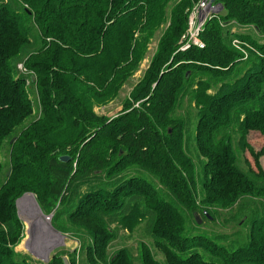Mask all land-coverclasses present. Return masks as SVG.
<instances>
[{
	"label": "trees",
	"instance_id": "16d2710c",
	"mask_svg": "<svg viewBox=\"0 0 264 264\" xmlns=\"http://www.w3.org/2000/svg\"><path fill=\"white\" fill-rule=\"evenodd\" d=\"M192 1L0 0V264H32L13 248L22 238L15 201L26 191L53 228L73 230L79 253H65L73 263L84 255L92 264H264L258 209L248 215L247 235L225 244L193 217L264 209V145L249 142L254 133L264 137V43L243 34L258 54L239 60L233 74L232 64L219 72L242 54L223 36L227 28L211 23L236 18L264 36V0H213L221 12L206 20L204 46L177 53L181 66L212 58L202 68L212 74L199 66L161 73ZM164 22L156 55L166 57L156 56L160 64L116 117L97 116L93 108L113 99ZM22 71L34 79L26 82ZM181 94L195 109L192 134L193 112H177ZM141 223L163 263L143 241L136 254L128 247L106 253L118 229L131 232ZM58 261L53 256L47 264Z\"/></svg>",
	"mask_w": 264,
	"mask_h": 264
},
{
	"label": "rangeland",
	"instance_id": "374dc122",
	"mask_svg": "<svg viewBox=\"0 0 264 264\" xmlns=\"http://www.w3.org/2000/svg\"><path fill=\"white\" fill-rule=\"evenodd\" d=\"M200 2V0H194V2L192 1L191 3V13L193 11L196 10L197 8V4ZM215 8L212 9V11H210L209 15L202 20V22L198 23L199 29H201V31L203 30L204 24L206 22V20H208L211 16H214L215 14L221 12V6L217 4V8L216 5H213ZM190 15V13L188 14V16ZM189 18V17H188ZM188 18H187V22H188ZM224 20H218L215 19V21H212L211 23L213 24V22H218L219 26L221 27H225L227 28L225 31H223V36L230 40V44L231 46L237 50L238 53L242 54V58H236L233 61L228 60L225 61L223 64L219 65L220 68L223 69H219V72H225L226 69H224V67L222 66H230V64L233 65V70L230 71L231 74H233L237 68V66L239 65V62L244 61V60H248L251 57V54H258L257 51L255 50L254 46H252L250 43H248L247 41L241 40V36L243 34H249L251 35L253 38H255L256 40H258V43H264V36H262L261 34H259L257 31L253 30L251 28V25L247 26V25H243L241 24L240 20L236 19V18H223ZM167 26V22H164L160 25V27L158 29H155L151 35V37L146 40V45L144 47V49L141 50L140 54L141 58L140 60L136 63L134 69L129 73V75L126 78V81L122 84L121 88H119L116 93H114V97L113 99H111L109 102L103 104V105H98L95 106L93 108L94 113L99 116V117H104V118H108V119H112L114 117H116L122 110L123 105L125 104L126 101L129 100V96L130 93L132 91V89L141 81L144 80V78L147 76V74H149L152 70L155 69L156 64L159 65L160 63H158L156 61V63H153L155 60L157 59H164L166 57V55L164 56H157L156 54H159V39L162 35L163 30L166 28ZM188 26H186V29L184 30V32L180 35L179 40H178V47L177 49H175L173 51V53H171V56L169 55V57H171L169 59L168 62L160 65L159 67V71H161V73L163 71H167L168 69H173V68H180L179 66H181V64L179 65L178 60H177V53H179L180 47L182 45V40H181V36L187 31ZM210 27H208L209 29ZM201 31L199 30V35H198V40L203 44L204 46V42L200 37ZM257 44V43H256ZM192 46H196V45H192ZM202 46V47H203ZM197 48H202V47H198ZM187 50V49H186ZM185 51V50H184ZM162 54H166L162 53ZM191 55H195L190 53ZM199 55H201L200 53H198ZM176 55V56H175ZM157 56V59H155ZM174 56V57H173ZM193 59V58H192ZM254 59V58H253ZM199 64L200 65H192V64H183V66H181L180 71L182 72L184 69L189 68L190 66H196L201 69L198 68V70H200V72H205L207 74H212L213 72H206L204 71V69L202 68H208V66H211L212 64V58H208L207 60L205 59H198ZM241 60V61H239ZM185 60H181V62H183ZM197 62V61H195ZM231 62V63H230ZM192 68V69H197V68ZM17 68L19 70L21 69V66L18 65ZM24 70V69H23ZM202 70V71H201ZM223 70V71H221ZM24 72V71H22ZM188 72V71H187ZM25 77H26V82H28L29 76H33L30 72H24ZM160 73V74H161ZM230 73L226 75H222L224 78L230 76ZM31 74V75H29ZM34 79V76H33ZM32 81V80H31ZM31 97L35 98V94L34 91L32 90L30 93ZM244 99V97H243ZM190 98L187 95H179V99L177 102V107L178 110L177 112H180V114H182L183 116H185V112L187 110H191L193 113H191L188 118L191 121V125L189 126L190 128V133L192 134L193 129H194V124H195V109L193 107L190 106V108H188V105L190 104ZM194 109V110H193ZM34 112V111H33ZM249 142L250 144L258 149L260 148L262 145H264V137H260V135H258V133H254L249 137ZM6 148V147H5ZM6 149L2 150V157L5 158L6 157ZM247 158L250 159V161L252 162V158L249 156V154L246 156ZM6 161V160H4ZM239 162V166L241 167V169H244L242 167H244L243 163L241 160L238 161ZM259 162L260 165L262 167V169H264V155H262L259 158ZM253 163V162H252ZM6 166L3 167L2 172H7L6 171ZM10 171L8 170V173ZM7 173V174H8ZM30 195L33 199V201H35V197L31 192H24L22 195H20L16 201H15V206L17 207V214L19 216V218L22 221V238L19 240V242L13 246L14 250L17 251L20 254L23 255H27L30 257V262L32 264H47L51 258L53 256H56L57 258H59V261L57 262V264H62V262L60 261L61 257H65L67 264H92L88 261H86V257H84L81 260V255L80 256H76L75 257V263H73L71 261V259H68L66 256V252H73L75 250V254L77 255L79 253V241L78 238L76 236L73 235V233H71V231L68 232H60L58 230H56L55 228L52 227L51 222H50V218H49V226L52 228V230L58 231L59 234L62 237V240H58V241H53L50 239H46L42 236H40V232L39 231H35L33 227H31V222L27 216V213L25 212V210L23 209V207L20 205L19 200L21 197H23V195ZM251 204V201H247ZM37 204V203H36ZM38 206V205H37ZM258 209L259 210V214L264 215V209H262L260 206H246L242 212H240V214H233L234 217H230L232 214L230 213H220L219 216H216L214 219H212L211 221H202L200 222L199 225H201V228H206L210 231H212L215 235L218 236H223V238L220 239L221 243L225 244L226 242H230V241H241L244 236L247 235L248 232V227L246 226L247 221L249 220V213L252 209ZM254 209V210H255ZM239 215V216H238ZM238 216V217H236ZM63 224H67L68 226L70 225L67 221L62 220ZM242 223V225H241ZM111 228H113V230H115V225H110ZM30 229L32 230V232H30ZM76 231V229H74ZM118 235L117 238L110 242L109 246H107L106 248V253L110 254L115 252L119 247H128L129 249H131L133 254H136V245L140 242L143 241L145 242L151 252L153 253L155 259L160 262L163 263L164 261V255L157 250L153 244L151 239L149 238L148 234L146 233L144 224L141 223L139 225H137L131 232L126 231L124 229H118L117 231ZM238 238V239H237ZM85 239L89 238L86 237ZM87 241V242H88ZM50 244L56 245L53 249L48 250ZM36 247V248H35ZM35 248V249H34ZM83 253L85 254V250L83 251ZM134 258L136 259L137 257L134 256Z\"/></svg>",
	"mask_w": 264,
	"mask_h": 264
},
{
	"label": "built area",
	"instance_id": "2783aa9c",
	"mask_svg": "<svg viewBox=\"0 0 264 264\" xmlns=\"http://www.w3.org/2000/svg\"><path fill=\"white\" fill-rule=\"evenodd\" d=\"M213 5L217 4L212 3L210 0H200L197 4V8L188 16L187 22V31L181 36L182 45L180 47L181 51H184L190 48L192 45H196L198 47H202L203 44L198 40L199 29L198 23L202 22L205 19L210 11L215 7Z\"/></svg>",
	"mask_w": 264,
	"mask_h": 264
},
{
	"label": "bare ground",
	"instance_id": "6f19581e",
	"mask_svg": "<svg viewBox=\"0 0 264 264\" xmlns=\"http://www.w3.org/2000/svg\"><path fill=\"white\" fill-rule=\"evenodd\" d=\"M18 203H20V205L23 207V209L27 213V216L31 222V227H33L34 232L36 230L39 231L41 238L43 236L46 239H50V240L53 239L54 241L62 240L61 235L56 233L49 226V223H48L49 220L43 216L42 212L37 208L35 202L33 201L30 195L26 194L24 197H22L19 200ZM53 246L52 244H50V246L48 247L49 248L48 250H51Z\"/></svg>",
	"mask_w": 264,
	"mask_h": 264
},
{
	"label": "water",
	"instance_id": "95a60500",
	"mask_svg": "<svg viewBox=\"0 0 264 264\" xmlns=\"http://www.w3.org/2000/svg\"><path fill=\"white\" fill-rule=\"evenodd\" d=\"M211 2H213V0H210ZM30 79L31 80H33V77L31 76L30 77ZM13 141V139H11L10 140V142H12ZM68 159V157L67 156H60L59 157V160H61V161H65V160H67ZM7 173H8V171H7ZM25 195H23V197H24ZM22 198V197H21ZM20 198V199H21ZM18 200V199H17ZM17 202V201H16ZM35 202V204H36V201H34ZM36 206H37V204H36ZM37 208L39 209V207L37 206ZM40 210V209H39ZM41 211V210H40ZM43 214V213H42ZM43 216L44 217H46V219H48L49 220V218H50V215H45V214H43ZM193 217H194V220H195V222L197 223V224H200V222H201V219L199 218V216L196 214V213H194L193 214ZM50 223V222H49ZM55 231V230H54ZM30 232H32V230H30ZM56 233H58L59 234V232L58 231H55ZM62 238V237H61ZM56 245H58V244H56ZM55 245V246H56ZM55 246H53L51 249H53ZM63 258V264H67V261H66V258L65 257H62Z\"/></svg>",
	"mask_w": 264,
	"mask_h": 264
}]
</instances>
